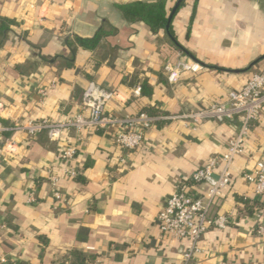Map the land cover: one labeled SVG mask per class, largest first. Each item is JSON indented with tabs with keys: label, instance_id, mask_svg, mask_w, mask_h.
Segmentation results:
<instances>
[{
	"label": "crops",
	"instance_id": "0c3cea01",
	"mask_svg": "<svg viewBox=\"0 0 264 264\" xmlns=\"http://www.w3.org/2000/svg\"><path fill=\"white\" fill-rule=\"evenodd\" d=\"M131 1L0 0V17L10 21L0 28L1 121L72 116L88 83L106 99L107 114L178 116L224 102L264 69V59L241 73L204 67L171 84L164 65L188 56L166 28L154 31L142 20L128 19L121 6ZM177 1L167 0L169 14ZM171 28L199 61L244 69L264 55V0H183ZM103 29L94 49L77 44L76 38H93ZM138 85L142 91L136 97L132 91ZM241 121L240 116L200 125L158 121L123 164L116 159L114 128L89 130L82 139L68 129L60 142L47 132L8 133L15 145L5 156L0 146V257L20 264H181L188 242L162 233L159 209L179 182L226 150ZM74 144L73 160L57 157ZM261 158L264 109L251 123L231 167V185L214 207L215 213L233 211V220L203 236L202 251L191 264H264V239L254 232L264 221V196L255 199L244 176ZM51 166L59 177L60 200L47 180ZM70 167L77 168V177H69Z\"/></svg>",
	"mask_w": 264,
	"mask_h": 264
},
{
	"label": "built area",
	"instance_id": "2783aa9c",
	"mask_svg": "<svg viewBox=\"0 0 264 264\" xmlns=\"http://www.w3.org/2000/svg\"><path fill=\"white\" fill-rule=\"evenodd\" d=\"M204 67L187 57L177 63L167 62L164 70L168 81L175 84L184 72L197 73ZM142 87L133 89V95L139 97ZM43 95L47 90H41ZM106 99L95 94L94 84L90 83L81 99V108L65 119L16 120L5 124L0 119V146L2 155L12 152L15 142L8 133L19 131L29 136L47 132L49 137L60 142L63 132L74 129L82 139L85 132L91 130H109L114 144L119 149L116 159L126 163L129 155L141 147L145 141L146 129L165 119H183L194 125L209 120L226 122L237 116L242 117L241 125L229 141L226 150L198 168L187 180L179 182L175 191L159 209L157 221L164 235L188 242L184 248L181 264H191L195 256L202 251L201 240L212 229H225L233 220L234 212L215 213L214 207L224 196L232 182L231 167L235 158L244 150L245 138L252 122L259 119L264 109V69L253 73L252 77L239 90H231L224 102H215L209 106L182 113L178 116H154L145 111L127 115H110L106 112ZM10 148V149H9ZM78 152V145H70L58 153L62 160H73ZM70 178L78 176L77 168L67 169ZM246 181L253 186L254 198L264 196V158H261L252 173H246ZM47 180L51 185L56 200L62 199L59 189V177L52 166L47 170ZM247 199V197H245ZM35 202L34 198L31 199ZM257 236L264 239V221L254 226ZM1 264H20L9 255L0 257ZM247 264V263H238Z\"/></svg>",
	"mask_w": 264,
	"mask_h": 264
},
{
	"label": "trees",
	"instance_id": "16d2710c",
	"mask_svg": "<svg viewBox=\"0 0 264 264\" xmlns=\"http://www.w3.org/2000/svg\"><path fill=\"white\" fill-rule=\"evenodd\" d=\"M125 16L130 20H142L148 24L151 29L157 31L159 29L166 28L169 16V9L167 7V0H155V1H145V0H135L121 6ZM9 20L0 17V28H7ZM106 33L105 30H100L96 36L89 39L76 38V42L79 46L83 48L94 49L99 44L101 36ZM171 33L173 34L172 28ZM69 46H73L69 43ZM77 47L74 46L73 51ZM149 86H143L144 94L148 93ZM147 112V111H146ZM150 115H155L147 112Z\"/></svg>",
	"mask_w": 264,
	"mask_h": 264
},
{
	"label": "water",
	"instance_id": "95a60500",
	"mask_svg": "<svg viewBox=\"0 0 264 264\" xmlns=\"http://www.w3.org/2000/svg\"><path fill=\"white\" fill-rule=\"evenodd\" d=\"M182 2H183V0H178L177 3L175 4V6L173 7L171 13L169 14V16H168V22H167V25H166V31H167L169 37L175 43V45H177L189 58H191L195 62L199 63L203 67L217 68V69H220V70H227V71L234 72V73L247 72V71L251 70L260 60L264 59V55H262L261 57L257 58L253 62H251L248 65V67H246L244 69H239V70H231V69H223V68L213 67L211 65H207L206 63H203V62L199 61L198 59H196L189 51H187L184 47H182L180 45V43L175 39V37L171 33V22H172V19H173L174 15H175V13L177 11V9L180 7V5H181ZM89 84L90 83H88V86H89Z\"/></svg>",
	"mask_w": 264,
	"mask_h": 264
}]
</instances>
